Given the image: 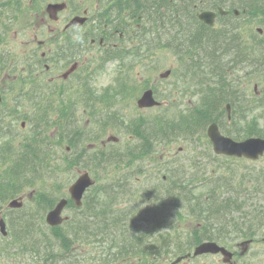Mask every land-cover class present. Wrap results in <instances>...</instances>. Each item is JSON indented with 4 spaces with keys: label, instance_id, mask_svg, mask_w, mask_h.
Segmentation results:
<instances>
[{
    "label": "flooded vegetation",
    "instance_id": "flooded-vegetation-1",
    "mask_svg": "<svg viewBox=\"0 0 264 264\" xmlns=\"http://www.w3.org/2000/svg\"><path fill=\"white\" fill-rule=\"evenodd\" d=\"M49 2L65 3V8L58 12V19L51 20V23L46 13ZM49 2L48 0L27 1L26 7L35 15V19L30 17L24 26L25 29L21 27L23 29L20 30L27 34L28 39L25 44L28 46L24 51L11 55L19 60L16 62L22 64V67L15 66L13 70L9 68V71L0 77V81L21 78L25 80V84L21 87H91L92 81L96 78L95 74L100 71L98 62H100L101 51L98 50L119 46L126 37L128 28H131L130 32L133 33L134 39L140 38V0H50ZM184 6L185 13L176 12L175 9L171 11L175 17L185 16V19L188 20L185 32L190 33V38L191 35L193 37L189 43L186 42L189 46L184 57L198 55L200 48H205L201 44L207 42L203 38L204 34L211 33L214 40L223 41L224 53L227 51L226 43L234 44V50L240 46L243 58L249 60L248 66L242 71L246 70L243 74L250 82L255 76L257 63L261 65L262 61L264 62V0H188ZM204 11L214 12L212 25L197 18V15ZM78 15L86 17L84 23L70 25L71 19ZM194 17L197 19H193ZM20 31L15 32V36ZM47 31L49 32L48 38ZM182 34L183 31H177V29L173 32L174 37ZM40 36H45V39ZM36 41L39 44L37 46L34 43ZM257 49L261 55L257 54ZM114 58L119 59L120 62L122 60L118 56L109 57L108 62L114 61ZM140 59L137 62L139 80ZM132 63L134 64L133 61ZM123 64L126 65V68L129 65L127 61ZM72 68L74 70L70 74L65 73L66 70ZM239 70L240 66L236 59L233 71ZM15 71L18 74H15ZM1 87H9V84H4ZM254 87H258L257 83L254 84ZM2 102L0 104V135H4L7 128L13 137L17 118L24 115L29 119L31 106L25 102L23 111L14 103L10 104L7 99ZM126 104L124 103V105ZM114 114H117L116 117L113 116ZM104 115L111 118L122 116L127 119L128 112L116 111L112 107H107ZM27 121L20 120L21 129L27 128ZM23 135L29 138L31 131H24ZM77 137L79 138V136ZM79 143L80 141H78ZM94 193L95 190L89 188L84 195L82 205H75L76 207L72 208L77 211V215L92 218L97 214L96 206L100 205L101 200H107L102 205L107 209L106 214L112 220V214L118 212L120 204L126 206V200L132 201L130 196L98 197ZM137 203L140 210L139 196H137ZM222 204V210H225L229 217L225 224L230 226L227 230H218L214 234L215 236L208 235L205 240L216 241L219 245L226 247L231 254L225 255L222 251L207 252L202 254L200 264H264V227H256V221L251 219L255 213L247 207L251 208L255 206L253 204L259 203L252 199H240L238 202L232 199ZM260 209V215H264L263 207ZM125 225V222L121 220L119 227L125 229L127 227ZM108 230L106 233L109 232ZM89 258L79 257L76 264H112L110 261L95 259L94 255H90ZM181 260L180 262L171 261L169 264H181V262L188 264L189 262L186 257ZM159 262L155 261L156 264H161ZM17 263L29 264L26 260H18ZM39 263L65 264L62 259L36 260L34 262V264ZM119 264H128L127 255H122Z\"/></svg>",
    "mask_w": 264,
    "mask_h": 264
},
{
    "label": "rangeland",
    "instance_id": "rangeland-1",
    "mask_svg": "<svg viewBox=\"0 0 264 264\" xmlns=\"http://www.w3.org/2000/svg\"><path fill=\"white\" fill-rule=\"evenodd\" d=\"M13 36V35H12ZM8 43L10 45V47H14L16 46V44L18 43V38H9ZM213 50L216 52L217 55V61L214 62V69L215 72H221V70L223 68H225V66L228 65V63H225V60H223L218 54H217V43H212L209 44ZM141 51H146L144 48ZM156 51V50H155ZM154 51V52H155ZM174 50H170V49H160L158 51H156L155 53V63H156V68H155V77H157L158 79H160V73L168 68L171 67H177V63H180L181 66L184 65L183 60L177 58L174 55ZM258 55H261V53L259 51H257ZM235 55V54H234ZM236 56V55H235ZM237 62H238V66H240V70L238 71L239 73H231L229 70H227L229 73L226 76V79L228 80V83L230 81H235V84L237 85V87H224L223 92L224 95L227 96V98L233 100L235 102L236 105V110L238 112V110L241 109H245V107H254L255 105L258 106L259 103L262 104V107H258L256 109V112L258 115H264V62L262 61L261 65H256V71H255V78H253L252 83H251V87H242L245 81V78L243 79V74L246 70L242 71L243 68L247 67L249 64V60L248 58H237ZM9 62H8V66H9ZM178 70V69H176ZM5 68H3L2 73H4ZM183 74V70H179L178 71V76H181ZM107 74H103L101 75V77L106 76ZM175 79L173 78L172 80L169 79H164L161 84L166 87V88H170L169 85L171 83H174ZM259 83V87L258 89H260V92L255 95L254 94V83ZM97 85L102 89L103 86L105 85L103 83V80L99 79ZM215 87H217V85H215ZM163 88V87H161ZM177 89H183V88H188V87H176ZM194 89H200V87H193ZM206 90H208V87H204ZM172 89V88H171ZM135 90H139V88H136ZM159 90V89H157ZM173 90V89H172ZM191 89L188 92L187 95V91L185 90L183 92V94L185 95L184 98V102L185 103H192V98H191ZM168 93V92H167ZM73 96H71V94H68V96L66 97V99H71ZM214 98V97H213ZM76 99V98H74ZM80 97L78 96V100H72L73 103H75V106H78L76 109V113L75 116L82 119L83 125L87 128H89L88 123L90 122L89 119L83 117L82 115V105H81V100H79ZM179 99H181L180 95L178 96V98H176V101H179ZM7 100L9 101V103L11 104V96L7 98ZM169 101L168 97L166 98V100L164 102ZM175 101V102H176ZM133 105L135 106L136 101L132 102ZM180 105V104H179ZM160 111V109H159ZM158 113V110L149 112L148 115H152V114H156ZM239 115V114H238ZM256 115V114H255ZM256 115V117L258 116ZM260 121L264 122V118L263 117H259ZM197 120L200 122L202 121L200 118V115L197 117ZM239 126V123L236 121V123L233 125V127ZM229 127V125H228ZM232 127V128H233ZM197 126L196 128L191 125L190 128L188 129L190 132H193V135H195ZM52 134L55 132V128L51 129ZM197 134V132H196ZM110 136L109 131L107 130L105 132V135L102 139H104V141L108 139V137ZM191 136V135H190ZM190 136L188 137V139L190 140L188 141H184V140H180L176 143L170 144L169 146L174 148V150L171 152L176 153L177 155L175 156V159L179 158V159H184L186 158L187 161H189V163H192V165H195L197 167L198 170H202L204 172L205 168L208 169L210 166L211 167H215L216 169H219V165L224 164L223 161H225L223 158H219L217 159L216 157H221L216 155V153L213 152L211 145L209 144L208 141H205V143L201 144L200 141H197V138H190ZM131 137V135H130ZM121 138V145L127 143L128 141H126V137L123 135H120ZM131 138H129L130 140ZM132 140V139H131ZM130 140V141H131ZM129 141V142H130ZM102 142V140H101ZM100 143V142H99ZM183 147V149H180V147ZM155 150H158V148H153ZM164 149V148H163ZM161 149L160 152H158L157 154H148L146 155L148 158H152L154 162L157 166H159L160 164H166L169 161V157L173 156V155H169L167 156ZM163 159L162 161L159 162V160ZM128 163H132V164H136L137 162L132 161L130 162V159L127 158L126 160ZM207 161L208 165L204 164V162ZM233 164L232 166L228 167L227 169L223 170L221 168L220 172H216L218 176L222 177L224 180L225 179H230L233 181V183L239 188V186H241V183L243 182V184L248 185L251 182V175L254 174H260L259 170H257V168H264V157L262 159H260L257 162H243V161H238V160H232L231 161ZM143 164V163H142ZM143 165H148L146 167L147 171H148V175L145 178V175L142 177V180L144 182V189H145V185L147 191H151L150 192V196L146 195V197H144V199L148 200V201H143L141 203L142 205V212L146 210V213L149 212L150 209V214L154 213V212H158L156 208H154V203L156 201L155 199V194L157 192L154 193L155 190L160 191L161 188L160 186H156V181L154 180V177L157 176L156 175V169L154 167L153 163H144ZM142 165V167H143ZM74 167V165H73ZM191 170V169H189ZM117 171L119 172L120 169H117ZM195 170H192V173H194ZM208 173L203 174L201 171H199V176L202 174V180L199 181H194L192 183V191L193 193H199L200 191L204 190L205 187L203 185L202 182L205 181V179H208L210 177L209 171H207ZM116 172H112V174H115ZM120 173V172H119ZM163 173V171H162ZM109 176H113L111 174V172L109 173ZM74 178L77 176V174H73ZM120 176V175H119ZM142 176V175H140ZM194 176H196V174L194 173ZM201 177V176H200ZM222 179V180H223ZM249 180V181H247ZM223 182V181H222ZM137 187L138 185H140V181L136 182ZM254 184V183H253ZM142 185V184H141ZM155 185V186H154ZM143 186V185H142ZM150 189H154L153 191ZM251 190H256L257 188H252ZM220 194L218 195V199L221 200L222 196L227 195V192L224 189H220L219 190ZM250 196H254V201H256L257 203H264V193L263 194H258L257 192L254 194L252 193ZM173 197V196H172ZM175 201V200H174ZM30 204V203H29ZM28 204V205H29ZM264 205V204H263ZM168 206V205H167ZM153 207V208H152ZM157 207V206H156ZM249 209V206H247ZM174 208L176 209V213L177 214H183V213H187V208H185L184 206H181V204H177L175 203ZM141 210V208H140ZM72 209L69 210V213L72 214ZM68 213V212H67ZM173 216V215H172ZM184 218L181 219L180 221L177 220V218H175L176 225L175 227H173L172 230L168 231L167 228H161L159 231H164L165 235L167 236H171L177 233H181L182 237L180 241L181 243H185L187 242V245L190 244L191 242L194 243L195 239H193V235L195 234V232L199 231L200 227L199 225H202L201 222L198 221V218H187L184 214H183ZM175 217V215H174ZM39 220H33L32 221V227L37 230V224L39 223ZM142 225H145L144 223H141ZM16 229L18 230L19 234L22 237V240H24V242L27 244V246L30 248L31 245H33L34 243V239L29 237V234H26L24 226H18L16 225ZM142 229H140L141 231ZM167 231V232H166ZM28 239H31V241H29ZM141 239L142 236H141ZM144 241V240H143ZM9 243H13L12 239H4L2 235H0V246H3L4 248H7L9 245ZM14 244V243H13ZM177 246V243H176ZM15 248V247H14ZM12 248L11 252L6 251L5 253H10V255H6L3 254L0 257V261L1 264H18V259H20L19 257H17V255H21L20 252L15 251V249ZM90 248V247H89ZM27 258V257H26ZM34 258L32 257L31 260H33ZM196 260V259H195ZM202 261V258L199 256L196 260L197 264H200ZM34 262L30 263L33 264ZM168 263V262H167ZM189 264H196V263H189Z\"/></svg>",
    "mask_w": 264,
    "mask_h": 264
},
{
    "label": "trees",
    "instance_id": "trees-1",
    "mask_svg": "<svg viewBox=\"0 0 264 264\" xmlns=\"http://www.w3.org/2000/svg\"><path fill=\"white\" fill-rule=\"evenodd\" d=\"M149 1H150V3L154 4L155 3L154 1H156V0H149ZM142 4L143 3L140 1V5H142ZM143 15H145V14H143ZM165 19L167 20V18H165ZM166 31L167 30L164 29L161 32H159V34L161 36H159L158 39L167 38V36H163ZM213 104L214 103H212V101H210V100H202V102L199 104L200 107H198V108L200 109L201 107H203V108H206V109H211ZM201 116H204V120L207 119V121L212 118L211 113L210 112L207 113L205 110L203 111V115H201ZM192 117H193V120H197V115L192 113V112L187 114L186 117H185V121L189 122V123H187L188 127H190V125H192V122H191V118ZM38 139H39L38 137L37 138H33V143H32V148H31L32 151L29 152V154H32L30 156L32 165L29 166V167L24 168L23 164H22V162H23L22 161V157L15 158V160H14L15 164H14L13 170L9 171L10 174L13 176L12 178L18 179L21 176H23L24 173H27L29 170L32 169V178L31 179H39L38 172H48L49 173L48 176H47L48 178L53 179L55 177L56 179H58V171H57L58 163H57V159L55 157V154H53V152L50 151V150H44V151L37 150L36 149L37 145H35V142ZM98 156L100 157V159L104 163H107L108 161H111V158H109V159L108 158H104V157H106L105 154H101L100 153V154H98ZM41 189H44V188H41ZM18 190L20 191V187L15 189V191H18ZM6 193L7 192L2 191V197ZM8 193H11V192L8 191ZM60 194L58 192L51 193V192H47V190H38V192L36 193V196L39 197V199H41V201H47V202H50V203H54L55 199ZM54 196H57V197L54 198ZM185 200L187 202L184 201V203H190L191 205H193V203H194L191 199L187 198L186 196H185ZM196 204H197V207L202 211V207H201L202 206V201L199 200L198 202H196ZM189 207H192V206H189ZM193 209L194 208L192 207V210ZM191 211H189V212H191ZM194 211L196 212V214H198L200 216L203 214L199 210L194 209ZM143 218H146V220H145L146 225H147V227L149 229H151L152 226H153V223H152L153 219H150V217L147 216V215H144ZM155 221L160 223V222H162V219H155ZM154 228H157V227H154ZM32 230H34V228L31 226L30 227V232ZM54 230L61 235V236L57 235L61 239V242L64 245L68 246L69 243H68L67 239L70 240V235L68 234L67 230L68 231H73L74 230L73 229V224H68V225L64 226L63 228L58 227V228H55ZM151 230L153 231V228ZM146 237H147V235L145 234L144 236H142L143 239L140 238V240L138 241V245L134 247V252L135 253H138L140 251V246H143L145 244L142 241Z\"/></svg>",
    "mask_w": 264,
    "mask_h": 264
},
{
    "label": "water",
    "instance_id": "water-1",
    "mask_svg": "<svg viewBox=\"0 0 264 264\" xmlns=\"http://www.w3.org/2000/svg\"><path fill=\"white\" fill-rule=\"evenodd\" d=\"M208 22H211V19H207V13L201 15ZM79 20V19H76ZM79 23V21H77ZM168 74V72L166 73ZM157 101L153 98L152 92L147 91L141 99L142 105H153ZM209 134L214 142L215 148L218 152H224L228 154H237V155H247L250 157H257L260 153L264 151V138L252 137L244 141H236L230 137L223 135L216 123H213L209 128ZM91 179L88 174L81 176L72 186L71 193L72 196L80 202L85 188L91 183ZM66 203V200H62L55 209L51 210L48 214V221L52 224H58L62 221L61 212ZM2 223V229H4V223ZM209 243H203L196 248V253H201L205 251L206 246H209Z\"/></svg>",
    "mask_w": 264,
    "mask_h": 264
},
{
    "label": "clouds",
    "instance_id": "clouds-1",
    "mask_svg": "<svg viewBox=\"0 0 264 264\" xmlns=\"http://www.w3.org/2000/svg\"><path fill=\"white\" fill-rule=\"evenodd\" d=\"M117 64L118 62H110V64L106 66L107 75L100 78L105 85L114 83L117 74ZM90 86L93 87L98 94L102 91L95 81L92 82Z\"/></svg>",
    "mask_w": 264,
    "mask_h": 264
}]
</instances>
